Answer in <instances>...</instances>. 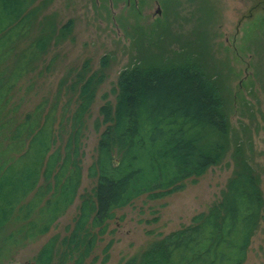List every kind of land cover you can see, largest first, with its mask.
Instances as JSON below:
<instances>
[{
    "label": "trees",
    "instance_id": "obj_1",
    "mask_svg": "<svg viewBox=\"0 0 264 264\" xmlns=\"http://www.w3.org/2000/svg\"><path fill=\"white\" fill-rule=\"evenodd\" d=\"M36 1L0 0V264L46 234L77 197L85 121L108 66L103 56L91 71L85 60L60 79L52 101L20 112L12 102L16 88L72 29L70 19L56 32L54 18L41 17L47 1ZM188 51L120 71L115 104L99 111L105 128L88 168L95 185L80 195L67 233L49 238L34 264H85L116 209L144 194L157 199L180 191L224 158L230 131L224 102L216 80ZM232 157L218 200L123 264H244L264 199L242 148L235 146Z\"/></svg>",
    "mask_w": 264,
    "mask_h": 264
},
{
    "label": "rangeland",
    "instance_id": "obj_2",
    "mask_svg": "<svg viewBox=\"0 0 264 264\" xmlns=\"http://www.w3.org/2000/svg\"><path fill=\"white\" fill-rule=\"evenodd\" d=\"M42 0H37L38 4ZM41 17L54 18L56 32L72 20L70 35L52 46L38 68L16 88L12 102L20 112L43 98L54 99L58 82L89 60L98 70L108 58L106 78L96 91L81 139L82 177L73 203L50 230L20 248L3 264H34L39 248L52 236H63L72 224L80 195L89 193L95 178L88 175L105 125L100 108L115 104L121 70L139 60H173L176 53L200 58L217 82L229 124L224 158L204 174L166 197L141 195L114 211L106 233L85 264H123L147 243L182 226L219 199L234 168L235 146L257 174L264 199V8L261 0H46ZM261 4L254 6L255 4ZM40 17V18H41ZM154 31L155 34L151 33ZM190 44V46H188ZM200 54V55H199ZM176 57V58H175ZM193 57V56H192ZM63 97L61 103H65ZM98 124V125H97ZM112 241L103 262L104 246ZM94 258H96L94 260ZM56 264V261L53 262ZM244 264H264V212Z\"/></svg>",
    "mask_w": 264,
    "mask_h": 264
},
{
    "label": "flooded vegetation",
    "instance_id": "obj_3",
    "mask_svg": "<svg viewBox=\"0 0 264 264\" xmlns=\"http://www.w3.org/2000/svg\"><path fill=\"white\" fill-rule=\"evenodd\" d=\"M260 2H262V6L264 8V0H261ZM257 5H261L260 3L259 4H255L254 6H257Z\"/></svg>",
    "mask_w": 264,
    "mask_h": 264
},
{
    "label": "water",
    "instance_id": "obj_4",
    "mask_svg": "<svg viewBox=\"0 0 264 264\" xmlns=\"http://www.w3.org/2000/svg\"><path fill=\"white\" fill-rule=\"evenodd\" d=\"M33 264V263H32Z\"/></svg>",
    "mask_w": 264,
    "mask_h": 264
}]
</instances>
